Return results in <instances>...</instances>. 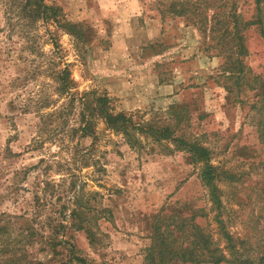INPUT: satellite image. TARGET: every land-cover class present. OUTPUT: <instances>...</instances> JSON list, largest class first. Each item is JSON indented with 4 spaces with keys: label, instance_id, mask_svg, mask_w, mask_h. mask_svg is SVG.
Returning a JSON list of instances; mask_svg holds the SVG:
<instances>
[{
    "label": "rangeland",
    "instance_id": "1",
    "mask_svg": "<svg viewBox=\"0 0 264 264\" xmlns=\"http://www.w3.org/2000/svg\"><path fill=\"white\" fill-rule=\"evenodd\" d=\"M263 88L264 0H0V264L258 263Z\"/></svg>",
    "mask_w": 264,
    "mask_h": 264
},
{
    "label": "trees",
    "instance_id": "2",
    "mask_svg": "<svg viewBox=\"0 0 264 264\" xmlns=\"http://www.w3.org/2000/svg\"><path fill=\"white\" fill-rule=\"evenodd\" d=\"M259 3V2H258ZM179 16V14H178ZM238 33V32H237ZM240 47L241 53L246 52V48L243 44V41L240 39L238 43ZM237 68H230L231 72H241L242 71V61L237 60ZM264 91V88H263ZM84 102L83 105L86 109L85 112L82 110V124L78 130L82 133L83 136L91 137L93 136L94 132V119H101L102 122L105 124V126L112 131H114L118 135L126 136L129 137L131 135V122L126 118L125 114L119 112V113H112V109L108 107V101L109 99L107 97H97L94 98V104L90 103V99H88V95L86 94L84 96ZM95 111V112H94ZM94 112V114H92ZM130 128V131H129ZM176 141V140H175ZM179 142V141H178ZM189 145V144H188ZM190 150L193 152L194 155H197V157L202 160V161H207L209 158V150L201 147V146H194L190 148ZM211 167L206 166L205 169L202 170L201 174V180L203 182V185L206 186L209 190V196L214 205H216L217 208L220 207V199H219V192H218V187L215 184L214 180L215 177L211 171ZM228 239L230 237L225 234ZM206 244H208V241L205 239L203 240ZM157 247V246H156ZM158 252L162 254L163 250H161V247L158 248ZM205 250L209 251L208 246H204ZM211 252V251H210ZM217 252L216 250H213L211 253ZM210 261H212L214 264H220L222 262H225L226 259L222 254H217L215 256H210L209 258ZM182 261H186L183 260ZM187 261H192L191 258H188ZM253 263V262H252ZM250 263V264H252ZM256 264H264V257L260 256L258 259V263Z\"/></svg>",
    "mask_w": 264,
    "mask_h": 264
}]
</instances>
